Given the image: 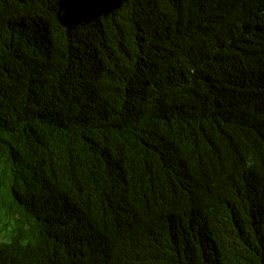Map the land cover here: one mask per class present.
Returning <instances> with one entry per match:
<instances>
[{
	"label": "trees",
	"instance_id": "16d2710c",
	"mask_svg": "<svg viewBox=\"0 0 264 264\" xmlns=\"http://www.w3.org/2000/svg\"><path fill=\"white\" fill-rule=\"evenodd\" d=\"M260 44L264 0H0V264H264Z\"/></svg>",
	"mask_w": 264,
	"mask_h": 264
},
{
	"label": "clouds",
	"instance_id": "9594fccd",
	"mask_svg": "<svg viewBox=\"0 0 264 264\" xmlns=\"http://www.w3.org/2000/svg\"><path fill=\"white\" fill-rule=\"evenodd\" d=\"M257 71H260L258 74ZM232 79H235L239 83H246L248 86L260 83L264 86V45L260 44V49L255 53L247 56L246 58L235 60V68L232 74ZM235 94V93H234ZM236 95V94H235ZM247 166V165H245ZM242 168L239 170V177L236 178L238 184L243 188L247 186L251 190L256 192L264 193V173H262L259 167H254L253 170ZM261 196H264L261 195ZM254 218L255 222L263 221V229L258 231V238L254 237V233L251 237L258 242V257L264 260V208L261 206L254 205ZM174 226L184 235V228L186 226H181L174 224ZM195 233V241L197 248L204 255L207 264H225V260L220 259L216 256L219 252V237H216L212 233L213 226H207L201 229L199 226L191 227ZM260 243V247H259ZM177 254V253H176ZM193 259L189 262V264ZM200 264V261L197 262Z\"/></svg>",
	"mask_w": 264,
	"mask_h": 264
}]
</instances>
